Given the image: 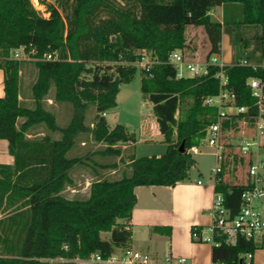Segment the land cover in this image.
<instances>
[{
    "label": "trees",
    "instance_id": "16d2710c",
    "mask_svg": "<svg viewBox=\"0 0 264 264\" xmlns=\"http://www.w3.org/2000/svg\"><path fill=\"white\" fill-rule=\"evenodd\" d=\"M39 0L48 17L39 15L31 0H0V70L3 92L0 98V139L8 142L12 166L0 165V264H49L63 259L66 264L87 260L97 254L102 260L130 248L129 220L136 204L134 189L139 186L173 187L188 177L195 160L189 149L204 139L206 129L216 121L215 108L203 106L206 97L218 93V71L199 78L176 79L168 64L174 51L189 49L185 31L200 27L208 41L206 57L218 55L226 26L212 19L219 6L241 11L233 22L256 26L250 38L240 40L251 47L245 57L260 64L264 60V0ZM231 32V30H229ZM33 60L36 78L31 85L32 106L19 100L23 60H14L16 49ZM52 55V60H44ZM149 55L152 64L140 69V92L152 106V114L166 145L159 157L132 158L129 174L105 177L118 167L121 146L135 143L134 134L122 125L110 128L105 114L116 108L120 86L135 75L133 65ZM228 65L224 71L235 105L248 112L223 119L224 151L221 173L214 186L221 193L230 215L242 206L241 195L250 188L244 178L226 180L222 170L244 171L250 159L235 153L233 140L240 133L239 122L251 129L257 109L249 78L264 81V68ZM71 106L73 113L65 127L58 126L48 100ZM94 116L86 123V111ZM104 114V115H103ZM178 117L176 118V115ZM44 128V135L28 138L30 131ZM54 135H59L57 138ZM91 139L101 146L81 157H69L78 140ZM87 142V141H86ZM183 145V152L179 151ZM93 150V151H92ZM89 166L93 178L86 198L63 194L72 185L71 170ZM124 221V222H121ZM169 235L168 228L156 227ZM201 229H191V240L201 243ZM211 247L213 264H245L244 256L257 249L253 240L238 238L226 245L215 237ZM216 244V245H215ZM251 263V262H250ZM252 264V263H251Z\"/></svg>",
    "mask_w": 264,
    "mask_h": 264
},
{
    "label": "crops",
    "instance_id": "0c3cea01",
    "mask_svg": "<svg viewBox=\"0 0 264 264\" xmlns=\"http://www.w3.org/2000/svg\"><path fill=\"white\" fill-rule=\"evenodd\" d=\"M36 1L39 2V0ZM46 2L51 3V0H46ZM41 7L43 8L44 5H41ZM229 9V7L224 8L223 6L216 7L210 12V16L213 20L223 23L225 11L227 14ZM224 37L223 33L218 56L225 64L230 65L229 59L222 56V42H225ZM31 66L33 64L28 62L24 64L19 81V100L27 107L32 106L31 85L36 78L35 68L33 67V71L31 69L27 71L26 75L31 81H29L27 90L25 91L21 88V78L25 76V69ZM3 95V73L0 70V98ZM119 95L118 93L116 102ZM47 103L48 109L51 108L49 106L52 104L59 107L57 104L51 103L50 99ZM63 108L66 107L63 106ZM50 110L53 111L52 108ZM106 117L107 113L105 114ZM147 117V121L142 122L140 125L138 137H135V143L121 146V156L116 159L118 167L106 172L105 177L120 178L125 173L129 174L128 165L131 159L145 157L139 156L138 152L140 151V146L153 142L148 138L149 132L153 131L159 136L155 117L153 115H148ZM124 127L130 133L129 127L126 125ZM44 133V128L38 127L31 130L27 137L38 138L42 137ZM86 141L84 138L78 140L76 147L73 149L76 152L72 157L84 156L90 150L91 142ZM156 142L162 143V141ZM94 148L96 147H93V150ZM165 149L166 145L164 151ZM163 153L160 151L156 155H146V157H159ZM195 156H193L195 164L189 170L187 179L178 182L175 186H139L134 189L136 204L128 222L131 232L129 247L135 251L149 255L153 264H176L178 258H185L186 264H213L211 261V245L202 242L195 243L191 240L192 228H200L202 235L208 236L207 228L211 225L209 210L215 194V177L213 175L209 180L201 178V175L199 178L191 177V171L197 168ZM13 164L14 159L8 152V142L0 139V165L12 166ZM232 169L231 167L222 170L226 180L236 181L238 178H244L243 171L237 168L233 172ZM92 178L93 174L89 166L83 164L75 166L70 172L72 185L68 186L63 191V194L68 198H86ZM156 227L168 228L170 230L169 235L156 232L154 230ZM261 241L263 249L261 248L252 254V264H264V234L261 237ZM164 261L166 263H163Z\"/></svg>",
    "mask_w": 264,
    "mask_h": 264
},
{
    "label": "built area",
    "instance_id": "2783aa9c",
    "mask_svg": "<svg viewBox=\"0 0 264 264\" xmlns=\"http://www.w3.org/2000/svg\"><path fill=\"white\" fill-rule=\"evenodd\" d=\"M33 1L34 3H31L33 9L37 13H43L41 4L36 0ZM45 14L43 16H48L46 11ZM23 51V48L16 49L12 58L14 60H27V56ZM21 55L23 56L22 58ZM52 59V55L44 56V60L49 61ZM137 63L144 69L148 68L152 64V61L150 62L143 56ZM168 64L176 69V79L205 77L208 76L210 67L218 69L214 75V78L218 80V93L214 96L206 97L202 103L203 106L216 109V121L207 127L204 139L197 146L189 149V153L192 156L200 154L204 148L212 150L211 154L215 159V165L211 169V173L215 177V186L219 181L217 176L221 173V161L224 151L222 145V120L246 114L248 108L235 105L234 94L227 88L228 78L224 71L228 65L219 59L218 55H211L205 57L203 60L196 59L189 61L181 51H174L169 56ZM237 65L248 66L253 69L257 67L264 68V60L260 64H256L242 59L238 61ZM246 86L250 89L251 97L255 100L257 113L253 127L251 128L253 131L252 135H249L250 133L247 134L243 130V128H246V121L241 120L239 122L243 138L236 145L235 152L244 158L250 159L249 166L246 169L250 188L242 193V206L233 216L230 215L229 210L225 207L222 194H214L209 210L211 225L207 228L208 236L200 234L202 242H209L212 245L215 243V237L222 238L226 245L233 246L236 244L238 238L254 241L256 236H262L264 233V161L259 159L255 163L251 161L253 147L257 145L255 139L264 134V81L257 78H249L246 81ZM244 258L245 264H251V254H246ZM57 261H60L62 264H66L67 262L63 259L49 260L48 262L50 264ZM75 262L78 264H153L149 255L131 248L115 252L106 260H102L97 254H93L87 260H75ZM176 264H186V259L178 258Z\"/></svg>",
    "mask_w": 264,
    "mask_h": 264
},
{
    "label": "rangeland",
    "instance_id": "374dc122",
    "mask_svg": "<svg viewBox=\"0 0 264 264\" xmlns=\"http://www.w3.org/2000/svg\"><path fill=\"white\" fill-rule=\"evenodd\" d=\"M31 3H34V1L31 0ZM51 3L53 4L54 1L51 0ZM41 9L43 13L38 12V14L44 18L48 17V16H43L46 11L45 6ZM240 16H241L240 10L233 11L231 8L226 14L225 27H227L228 29H226V31L224 32L225 42H222V50H223L222 56L228 58L229 59L228 62L230 64L245 59V57L251 54V47L249 46L248 48H244L243 45L240 43V40L250 39L258 31V28L256 26H242L237 30L233 26V22ZM229 30H231V32ZM185 39L189 45V49L188 50L186 49L184 52L185 58L189 61H193L196 59L203 60L207 55L209 46H208L207 37L204 31L202 30V28L189 26L185 31ZM22 57L23 56L21 55V58ZM145 57L147 60L151 62L149 55H145ZM23 61H25V63L27 62L31 64L34 63L33 60L28 57L27 60H23ZM133 65L136 67L135 75L128 84L120 86V91H119L120 95L118 101L116 102L117 106L115 109L107 112L106 120L110 128H113L117 124L122 126L126 125L129 127L130 133L134 134L135 137H138L141 123L144 121L146 122L148 118L147 116L148 115L152 116L153 114H152V106L150 102L148 100L143 99L140 92V79H141L140 69H142V67L138 63H134ZM30 69L31 71H33V66L26 68L25 76L21 78V88L24 91L27 90L28 83L29 81H31V79L28 78L26 75L27 71H29ZM58 106L59 107L54 106L52 104L49 107L53 109L58 126L65 127L69 123L73 110L71 106H67L66 108H63V106L60 105ZM94 112H95L94 107L92 105L89 106L86 111L87 124L92 121ZM177 117L178 114L176 115V118ZM243 130L247 134L250 133L249 135H252L253 131L251 129L243 128ZM155 134L156 133L153 131L149 132L148 138L150 141L153 142L148 143L146 145L143 144L142 146H140V151L138 152L139 156L156 155L160 151L165 152L164 151L165 144L163 142L161 144L160 142H156V141H163L162 135L159 133V136L157 134L156 136ZM56 136L57 135H54V137ZM242 138L243 135H242V131L240 130V133L236 134V138L233 140L235 147L238 143H240ZM87 141H91V139L88 137ZM255 142L257 145L253 147V153L251 156V161L253 163H255L257 159L264 161V134L256 138ZM91 145H93L96 148L101 146L100 144H92V143ZM75 152H76L75 150H71L68 153V156L71 157L73 154H75ZM211 153H212L211 149L204 148L200 154L195 156V159L197 161V165H196L197 168L191 171L190 175L192 178H199L200 175L201 178H204L205 180H209L212 178L213 174L211 173V169L215 165V159ZM245 171L246 168L244 169L243 172ZM0 217H5V215H1ZM262 236H256L254 238V244L256 245L257 248L255 251H258L261 248L263 249V246L261 244ZM202 243L209 244L212 247V244L209 242L204 241ZM163 263H166V261H164ZM50 264H62V263L60 261H57Z\"/></svg>",
    "mask_w": 264,
    "mask_h": 264
},
{
    "label": "water",
    "instance_id": "95a60500",
    "mask_svg": "<svg viewBox=\"0 0 264 264\" xmlns=\"http://www.w3.org/2000/svg\"><path fill=\"white\" fill-rule=\"evenodd\" d=\"M179 151L183 152V145L180 146Z\"/></svg>",
    "mask_w": 264,
    "mask_h": 264
}]
</instances>
